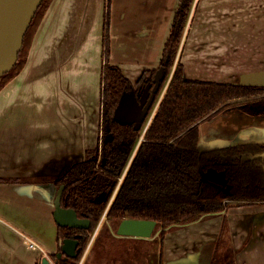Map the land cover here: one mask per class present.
<instances>
[{
	"label": "crops",
	"instance_id": "1",
	"mask_svg": "<svg viewBox=\"0 0 264 264\" xmlns=\"http://www.w3.org/2000/svg\"><path fill=\"white\" fill-rule=\"evenodd\" d=\"M106 1L109 62L133 84L158 68L180 3L51 0L23 68L0 90V264H41L45 257L55 264L53 182L99 144V15ZM186 32L179 59L189 79L231 82L264 70V0H195ZM92 37L99 44L94 59L102 65L93 85L80 78L76 87L74 63L88 58ZM202 123L207 127L200 128V150L264 142V119L245 113ZM101 227L102 221L79 264H264L263 203L228 207L167 233L163 241L158 233L120 237L109 224L101 234Z\"/></svg>",
	"mask_w": 264,
	"mask_h": 264
},
{
	"label": "trees",
	"instance_id": "2",
	"mask_svg": "<svg viewBox=\"0 0 264 264\" xmlns=\"http://www.w3.org/2000/svg\"><path fill=\"white\" fill-rule=\"evenodd\" d=\"M194 1L180 0L158 68L143 72L134 84L119 67L109 62L110 11L109 3L106 4L100 110L104 125H109L113 138L110 142H102L100 155L98 148L87 151L81 162L70 166L53 182L54 194L61 185L65 186L61 206L75 210L79 219L90 221L86 230L57 227L58 243L79 236L78 255L69 264H79L104 213L101 234L108 230V224L116 229L124 219L152 220L156 222L153 235L158 233L163 241L167 233L228 207L264 204V143L230 144L202 153L197 149L199 124L214 114L230 109H240L250 115L264 114V88L240 87L230 82L201 81L186 76L179 50ZM50 2L42 0L40 3L25 33L15 65L0 77V88L23 67L24 61L20 59L25 39ZM162 67L166 76L157 98L168 84L147 128L144 130L147 118L138 131L132 125L114 122L113 113L121 95L133 85L144 87ZM254 103H259L260 108L253 107ZM208 170L224 173L228 193H223L213 181L203 180V174ZM114 191V198L106 210ZM103 193L105 198L99 201ZM51 257L55 264H65L57 260L56 254Z\"/></svg>",
	"mask_w": 264,
	"mask_h": 264
},
{
	"label": "water",
	"instance_id": "3",
	"mask_svg": "<svg viewBox=\"0 0 264 264\" xmlns=\"http://www.w3.org/2000/svg\"><path fill=\"white\" fill-rule=\"evenodd\" d=\"M41 2L42 0H0V77L8 73L15 65L22 48L25 33ZM165 76V69L163 67L159 68L153 80L144 87L139 90L132 87L129 91L124 92L114 110L113 121L122 126L132 125L135 131L140 130L151 109L153 108L152 110L154 111L157 108L160 98L156 103L155 99ZM231 84L240 87L264 88V70L242 74L237 81L231 82ZM105 129L106 135L104 141L110 142L113 136L109 132V126L107 125ZM216 176L217 178L212 177L211 180H214L218 188V184L222 181L224 184L227 183L223 172L216 173ZM204 177L207 178L206 174L203 175V180ZM64 188L65 186L61 185L52 197L54 207L53 217L56 225L62 228L88 229L90 225L89 220L79 219L75 210L61 206ZM104 198L105 194L103 193L98 200L100 201ZM155 227L156 222L152 220L124 219L117 226L116 235L120 237L149 239L153 235ZM78 238L79 236L65 238L59 242L60 251L56 253L57 260L60 259L69 264L70 260L77 257ZM41 264H51V261L45 257L42 259Z\"/></svg>",
	"mask_w": 264,
	"mask_h": 264
},
{
	"label": "rangeland",
	"instance_id": "4",
	"mask_svg": "<svg viewBox=\"0 0 264 264\" xmlns=\"http://www.w3.org/2000/svg\"><path fill=\"white\" fill-rule=\"evenodd\" d=\"M106 4H107V1L104 3L103 2V7H102V9H101V11H100V15H99V20H101V27H102V29H103V27H104V24H105V10H106ZM192 12V11H191ZM191 14V13H190ZM95 16H96V13H95ZM40 21H41V17H39L38 16V18L35 20V22H34V25H33V27H32V29H31V31L30 32H28V35H27V37H26V39H25V43H24V46H23V53H22V55H21V59L20 60H22V61H24V64H25V62H26V59H27V55H28V49H29V46H30V44H31V38H32V35L36 32V29H37V27H38V25H39V23H40ZM188 21H189V19H188ZM109 23H110V15H109ZM187 27V26H186ZM103 31V30H102ZM187 32H186V30H185V33H184V37H185V34H186ZM213 33V32H212ZM183 37V38H184ZM94 37H92V47H94V48H92L91 49V52L88 54V58L87 59H84L83 57H81V59H77L76 61H75V63L74 64H76L77 66H76V69H78V70H76V71H78V74H77V80H78V84H77V86L76 87H80V78H84V80H83V82H87V84H88V87H89V80H90V84L91 85H93V83H94V71L98 68L99 70H100V65H102V61L100 62V60H99V62H97L95 59H94V57H96V55H97V47L99 46V44L97 43V42H95L96 40V38H94ZM182 43H183V40H182ZM181 43V44H182ZM181 47V46H180ZM180 51V50H179ZM89 56H91L90 58H89ZM178 57V56H177ZM177 57H176V59H175V62H176V60H178L177 59ZM24 66V65H23ZM74 66V65H73ZM72 66V67H73ZM23 68V67H22ZM21 68V69H22ZM21 69H20V71H21ZM19 71V72H20ZM82 71H86V72H82ZM173 71V70H172ZM18 72V73H19ZM101 72H102V70H101ZM17 73V74H18ZM172 73V72H171ZM251 73V72H250ZM245 74H247V73H245ZM242 75V74H241ZM240 76V75H239ZM239 76L238 77H236V78H234L233 80H231V82H235V81H237L238 80V78H239ZM170 78V77H169ZM11 80V79H10ZM9 80V81H10ZM8 83V82H7ZM6 83V84H7ZM5 84V85H6ZM4 85V86H5ZM97 85H99L98 83H97ZM4 86H2L1 88H0V90L4 87ZM87 87V88H88ZM166 85L164 86V88L166 89ZM163 88V90L165 91V89ZM162 90V91H163ZM162 91H161V93H160V95L162 96L163 94H162ZM164 91H163V93H164ZM159 98H160V96H159ZM153 109V108H152ZM151 109V111H150V113H149V116L147 117V121H146V124H145V128H144V130L147 128V126H148V124H149V122H150V120H151V118H152V116H153V114L155 113V111H156V108L154 109V111ZM153 111V112H152ZM99 116H100V118H101V110H100V113H99ZM215 120H217V119H215ZM205 127H207V125H204V123H202L200 126H199V129L201 128L202 129V131H203V128H205ZM98 132H99V144H98V147L99 146H101V144H100V139L102 140V135H103V129H102V123L100 122V120H99V130H98ZM144 132V131H143ZM200 138H201V135H200ZM142 140V138L140 139V141ZM200 146H201V144H200ZM98 150H99V148H98ZM132 158V157H131ZM131 158H130V160H129V162H128V164H127V166H126V168H125V170L123 171V174H125V171H126V169H127V167H128V165H129V163H130V161H131ZM99 161H100V157H99ZM122 174V175H123ZM218 174V173H217ZM122 177V176H121ZM120 177V178H121ZM120 178H119V180H118V184H117V186H116V188L118 187V185H119V181H120ZM116 188H115V191H116ZM219 188H221L222 190H223V192L224 193H228L229 192V188H228V186L226 185V184H224L223 183V181L219 184ZM115 191L113 192V194L111 195V197H110V199H109V202H108V205H107V207H106V210H107V208L109 207V204H110V202H111V200H112V197L115 195ZM106 210H105V212H106ZM104 218H105V213L103 214V216H102V218H101V221H103L104 220ZM100 221V222H101ZM99 222V223H100ZM115 242H119L118 240H115ZM52 259V261L54 262V259L53 258H51Z\"/></svg>",
	"mask_w": 264,
	"mask_h": 264
},
{
	"label": "flooded vegetation",
	"instance_id": "5",
	"mask_svg": "<svg viewBox=\"0 0 264 264\" xmlns=\"http://www.w3.org/2000/svg\"><path fill=\"white\" fill-rule=\"evenodd\" d=\"M231 83V82H230ZM166 84H168V82L166 83ZM136 90H139L140 88H142V87H135V86H133ZM256 88V87H255ZM160 96V95H159ZM159 96H158V98H157V95H156V99H155V103H156V101L159 99ZM162 97V96H161ZM161 97H160V99H159V101L158 102H160V100H161ZM154 103V104H155ZM159 104V103H158ZM158 106V105H157ZM259 106V108H260V106L261 105H259V103H254L253 104V107H258ZM233 111H238V112H241V113H245V114H247V115H249V116H252V117H254V118H256V119H264V114H260V115H250V114H248L247 112H244V111H242V110H238V109H230V110H225V111H220V112H218V113H216V114H214L211 118H209V119H207V120H205V121H212L213 119H214V117L215 116H217V115H223L224 113H229V112H233ZM100 122L102 123V129H103V135H102V140L100 139V144H101V146H99L98 148H99V150L97 151V153L100 155L101 154V152H102V142H105L104 141V138H105V135H106V126L108 125H104V122H103V119H102V115H101V120H100ZM204 122V121H203ZM202 123V122H201ZM200 123V124H201ZM200 124H199V126H200ZM109 126V125H108ZM110 129V128H109ZM199 131H200V129H199ZM110 132V131H109ZM200 135H201V132H200ZM113 138V137H112ZM107 143V142H106ZM247 143H264V142H247ZM232 144H242V143H232ZM243 144H246V143H243ZM199 145H200V142H199ZM199 145H198V147H197V149H198V151H199V153H202V152H205V151H208V150H212V149H215V148H212V149H204V150H200L199 149ZM230 145V144H229ZM218 148H221V147H218ZM247 158H249V157H247ZM104 159V158H103ZM103 159H102V162L104 163L105 162V159H104V161H103ZM241 159L242 160H244L245 159V157H241ZM251 159V158H250ZM227 161H231L230 159H227ZM102 163V164H103ZM216 173H222V172H217V171H214V170H208L205 174H206V176H207V178H205L204 177V180H209V181H212L211 179H212V177H216L217 178V176H216ZM205 174H203V175H205ZM213 183H214V180H213ZM218 184V183H217ZM219 185V184H218ZM220 189V188H219ZM221 190V189H220ZM222 191V190H221ZM224 193V192H223ZM114 198V197H113ZM79 241V240H78ZM60 260V259H59Z\"/></svg>",
	"mask_w": 264,
	"mask_h": 264
},
{
	"label": "built area",
	"instance_id": "6",
	"mask_svg": "<svg viewBox=\"0 0 264 264\" xmlns=\"http://www.w3.org/2000/svg\"><path fill=\"white\" fill-rule=\"evenodd\" d=\"M123 175H124V174H123ZM123 175H122V177H123ZM122 177L120 178V181H119V182H121ZM113 197H114V196H113ZM113 197H112V200H113ZM112 200H111V201H112ZM110 203H111V202H110ZM29 245L33 246V244H31V243H30Z\"/></svg>",
	"mask_w": 264,
	"mask_h": 264
}]
</instances>
